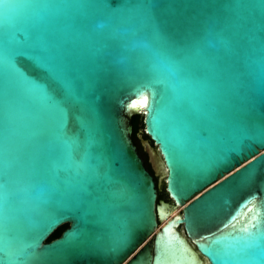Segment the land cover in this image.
<instances>
[{
    "label": "water",
    "instance_id": "95a60500",
    "mask_svg": "<svg viewBox=\"0 0 264 264\" xmlns=\"http://www.w3.org/2000/svg\"><path fill=\"white\" fill-rule=\"evenodd\" d=\"M0 264H264V0H0Z\"/></svg>",
    "mask_w": 264,
    "mask_h": 264
},
{
    "label": "snow or ice",
    "instance_id": "6c2138e0",
    "mask_svg": "<svg viewBox=\"0 0 264 264\" xmlns=\"http://www.w3.org/2000/svg\"><path fill=\"white\" fill-rule=\"evenodd\" d=\"M25 62H27L32 69L37 70L39 73L40 72H44L46 74V69H43L38 63L28 59L27 57L20 55L17 56L15 58V63H16V67L19 69V72L22 74L23 77L27 78L29 81H35V83L37 85H40L43 87V89L50 93L53 96H56L59 94V91L61 89V86L59 85L58 81L54 80V79H49V80H42L40 78V76H33L32 72L29 71V68L25 66ZM141 92H147L149 93L147 87L142 88L141 90H139ZM148 102V97L145 95L140 103L141 104H146ZM73 119V115H72V111L69 109L67 112V122H66V133H67V143L71 144L72 143V138L75 135V129L73 127H70V121ZM253 160H256L257 157H252ZM248 164L251 163V161L247 162ZM241 167H244V165H241ZM239 172V169H235L234 172H230L229 175H234L235 173ZM254 175L253 176H249L246 178H243L241 180L242 184H248L254 181ZM217 183H220V181H217ZM199 211L202 210H198L196 209V206L193 205V209H192V220L193 222L195 221V219L197 218V214ZM131 239V234L129 232L128 229H124L119 236V240L117 242V244L114 247V251H118L121 247L125 246Z\"/></svg>",
    "mask_w": 264,
    "mask_h": 264
},
{
    "label": "trees",
    "instance_id": "16d2710c",
    "mask_svg": "<svg viewBox=\"0 0 264 264\" xmlns=\"http://www.w3.org/2000/svg\"><path fill=\"white\" fill-rule=\"evenodd\" d=\"M132 126H133V132H132V138L135 139L136 133L139 129L143 128V122H142V115L141 114H135L132 117ZM66 227V224L60 226L58 229H56L48 238V240L53 239L60 235L61 231Z\"/></svg>",
    "mask_w": 264,
    "mask_h": 264
},
{
    "label": "flooded vegetation",
    "instance_id": "af4514ba",
    "mask_svg": "<svg viewBox=\"0 0 264 264\" xmlns=\"http://www.w3.org/2000/svg\"><path fill=\"white\" fill-rule=\"evenodd\" d=\"M132 140H133L134 144L136 145V147H137V149H138V152H139L141 158L143 159V162H144L146 168H147L151 173H153L152 168H151V166H150V163H149V161H148V155H147L146 151L144 150V148H143V146H142V144H141V139H140V137L136 134L135 139L132 138ZM155 178H156V177H155ZM161 196H162V194H161V193H158V197H161Z\"/></svg>",
    "mask_w": 264,
    "mask_h": 264
},
{
    "label": "bare ground",
    "instance_id": "6f19581e",
    "mask_svg": "<svg viewBox=\"0 0 264 264\" xmlns=\"http://www.w3.org/2000/svg\"><path fill=\"white\" fill-rule=\"evenodd\" d=\"M180 210V207H174L170 213V215H173L175 213H177ZM163 221H161L160 223H162Z\"/></svg>",
    "mask_w": 264,
    "mask_h": 264
},
{
    "label": "rangeland",
    "instance_id": "374dc122",
    "mask_svg": "<svg viewBox=\"0 0 264 264\" xmlns=\"http://www.w3.org/2000/svg\"><path fill=\"white\" fill-rule=\"evenodd\" d=\"M141 134L143 133V128L140 129Z\"/></svg>",
    "mask_w": 264,
    "mask_h": 264
}]
</instances>
